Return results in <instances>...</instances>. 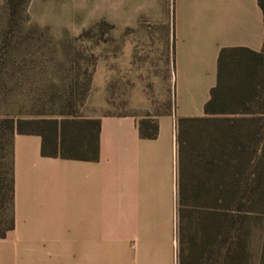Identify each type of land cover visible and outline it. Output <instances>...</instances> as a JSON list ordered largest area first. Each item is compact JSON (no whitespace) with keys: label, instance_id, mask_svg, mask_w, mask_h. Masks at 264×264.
<instances>
[{"label":"crops","instance_id":"crops-1","mask_svg":"<svg viewBox=\"0 0 264 264\" xmlns=\"http://www.w3.org/2000/svg\"><path fill=\"white\" fill-rule=\"evenodd\" d=\"M164 4L154 11L170 9V60L159 74L171 91L166 108L131 100L121 111L68 116L83 120L84 151L96 144V157L60 154L59 127L57 153L42 152L40 133L13 132L0 264H186L184 249L214 230L211 155L184 136L202 122L183 119L206 115L221 49H231L226 60L261 51L263 11L258 0Z\"/></svg>","mask_w":264,"mask_h":264},{"label":"rangeland","instance_id":"rangeland-1","mask_svg":"<svg viewBox=\"0 0 264 264\" xmlns=\"http://www.w3.org/2000/svg\"><path fill=\"white\" fill-rule=\"evenodd\" d=\"M157 5L158 0H0V126L5 116L61 118L97 109L121 111L131 100L166 108L171 91L159 74L160 62L170 60V9L160 14L154 11ZM259 59L258 68L264 66V52ZM236 110L216 117L237 116L241 109ZM225 122L200 123L184 134L185 144L213 151L211 131ZM11 134L0 128V141L8 142ZM237 164L230 169L242 170ZM8 213L3 207L0 231ZM238 224L243 231L246 221ZM263 236L264 218H259L245 240L252 264L258 262ZM204 238L184 249L186 264L197 259L205 241L214 248V230Z\"/></svg>","mask_w":264,"mask_h":264},{"label":"trees","instance_id":"trees-1","mask_svg":"<svg viewBox=\"0 0 264 264\" xmlns=\"http://www.w3.org/2000/svg\"><path fill=\"white\" fill-rule=\"evenodd\" d=\"M264 16V0H258ZM235 50V49H232ZM231 49L220 50L217 60V81L210 90V97L205 102V116L185 118L198 122L225 120L221 128H213L210 144V163L215 169V225L214 248L203 244L199 257L188 264H252L245 248L246 236L253 221L264 218V66L257 67L264 52L246 51L236 60H226ZM234 59V58H233ZM239 77L234 85L232 79ZM232 105V106H231ZM235 105V106H234ZM239 105V106H238ZM234 106V107H233ZM255 106L259 108L256 109ZM237 116L219 118L221 112H235ZM63 116L59 119L40 116L12 117L5 116L0 128L13 134L14 131L37 132L42 134V152L57 153L56 134L60 128L59 153L78 157H96L97 149L74 152L76 147H83V120ZM72 116H77L72 114ZM69 128V129H68ZM11 134V136H12ZM46 141V137L52 138ZM217 134V136H216ZM0 141V223H3V207L9 210L5 230L12 225L10 207L13 194V178L10 164V139ZM80 137V139H79ZM212 148V145H211ZM213 155V162H212ZM241 165L242 170L230 168ZM231 170V171H230ZM225 202L224 208L217 206ZM258 206L259 210H256ZM246 221V227L239 231V222ZM212 240V235H211ZM212 244V243H211ZM256 264H264V236L260 255Z\"/></svg>","mask_w":264,"mask_h":264}]
</instances>
